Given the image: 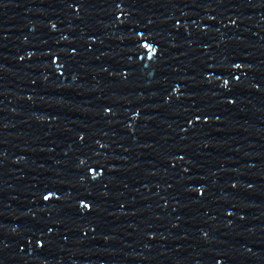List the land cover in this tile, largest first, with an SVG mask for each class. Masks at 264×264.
Masks as SVG:
<instances>
[{
  "label": "water",
  "instance_id": "water-1",
  "mask_svg": "<svg viewBox=\"0 0 264 264\" xmlns=\"http://www.w3.org/2000/svg\"><path fill=\"white\" fill-rule=\"evenodd\" d=\"M76 264H264V0H24Z\"/></svg>",
  "mask_w": 264,
  "mask_h": 264
}]
</instances>
